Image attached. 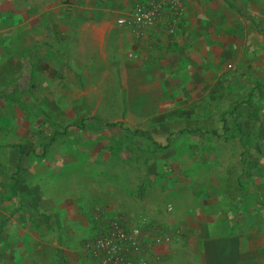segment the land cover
I'll return each mask as SVG.
<instances>
[{
	"label": "rangeland",
	"instance_id": "374dc122",
	"mask_svg": "<svg viewBox=\"0 0 264 264\" xmlns=\"http://www.w3.org/2000/svg\"><path fill=\"white\" fill-rule=\"evenodd\" d=\"M140 1L115 0L108 9L117 17ZM161 1V16L172 13L185 27L190 17L184 34L192 33L182 49L166 40L163 66L187 56L182 70L170 71L204 77L201 97L167 119L128 128L92 119L85 107L76 115L84 103L63 101L58 80L66 75L47 77L28 63L34 27L43 34L51 18L75 14V1L0 0V264L13 257L58 264L66 249L81 264H98L85 243L98 219L116 215L126 219L129 240L142 244L145 264L166 246L219 262L220 251L236 254L239 231L264 236V0H231L232 10L220 0H178V9ZM75 78L82 84L80 73ZM49 80L56 86L44 85ZM249 91L252 121L243 104L233 109ZM67 150L82 166L64 160ZM219 238L227 242L215 245Z\"/></svg>",
	"mask_w": 264,
	"mask_h": 264
},
{
	"label": "crops",
	"instance_id": "0c3cea01",
	"mask_svg": "<svg viewBox=\"0 0 264 264\" xmlns=\"http://www.w3.org/2000/svg\"><path fill=\"white\" fill-rule=\"evenodd\" d=\"M74 1L78 7L75 14H61L58 20H47L43 34H40L39 27H34V46L30 48L32 57L28 63L34 70L43 69L47 77L60 78L66 75L58 80L61 87L66 89L62 94L65 97L63 101L84 103V106L74 109L76 115L84 111L85 107L86 116L92 119L108 116L111 117L109 120L132 128L144 126L149 121L167 119L174 110L180 113L185 105L201 97L199 91L204 77H194L195 72L190 75V72L170 71L174 65L182 70V64L188 60L187 56L179 53L183 60L173 56L170 61L174 65L171 67H164L162 59L163 47L168 45L167 41L174 42L172 45L179 49L186 47V38L192 37L190 32L188 35L184 34L190 29V17L187 19L189 27L181 26L180 23L172 33L166 32L163 25H158L141 35L133 36L126 29L117 26L116 16L108 9L112 4L115 5V0ZM220 1L227 7L223 0ZM228 2L234 8L232 1ZM190 8L192 15L196 13L191 5ZM204 19L201 16L198 18L202 22ZM75 72L82 76V84L76 80ZM44 83L46 86H56L52 80ZM193 114L199 116L200 111L195 110ZM71 129L73 127L64 132L69 134ZM66 155L64 160L68 164L76 162L82 166L83 159L76 154L72 155L67 150ZM17 191L19 195L18 188ZM25 196L27 199L29 195ZM17 212L19 211L13 210L10 216H15ZM0 223L3 224L1 238L6 223L3 219ZM12 223L14 224V219L11 217L8 224ZM237 237L236 254L229 256L226 251H220L219 262L212 256L213 260L209 253H205L202 260L196 261L191 253L184 258L180 247L166 246L159 249L157 247L154 264H228L230 257L236 264H264V236L261 231L248 228L246 231H239ZM222 241L227 242L219 238L214 244ZM206 247L215 248L210 242H207ZM195 252L193 250L192 254ZM62 260L63 264H81L77 252L73 258L68 249ZM2 261L3 264L5 261L8 264H38V261L30 257H13ZM47 264L55 263L51 261Z\"/></svg>",
	"mask_w": 264,
	"mask_h": 264
},
{
	"label": "built area",
	"instance_id": "2783aa9c",
	"mask_svg": "<svg viewBox=\"0 0 264 264\" xmlns=\"http://www.w3.org/2000/svg\"><path fill=\"white\" fill-rule=\"evenodd\" d=\"M169 3H172L173 8H179L178 0H170ZM162 4L161 0L140 1L133 5L129 13L117 16L115 23L133 36L141 35L158 25H163L166 32L172 33L178 19L173 17L172 13L164 19L161 16ZM127 228L126 219L121 215H116L113 219L108 218L104 222L98 219L94 235L85 243L86 248L90 250L91 258L98 264H132L127 260V256L134 253L137 256L136 261L145 264L141 256L142 244L129 240Z\"/></svg>",
	"mask_w": 264,
	"mask_h": 264
},
{
	"label": "trees",
	"instance_id": "16d2710c",
	"mask_svg": "<svg viewBox=\"0 0 264 264\" xmlns=\"http://www.w3.org/2000/svg\"><path fill=\"white\" fill-rule=\"evenodd\" d=\"M225 3H226V5H227V7H229L230 9H233L232 8V5L230 4V2H228V0H223ZM251 91H249V92H246L242 97V100L237 104V106H235L233 109H236V107H239L240 105H244L245 106V108H246V110H245V114H246V116L248 117V119L250 120V121H252V119L251 118H253L254 116H255V114H256V111H255V109H254V106H253V104H251L250 103V95H251ZM235 116H239V112H237L236 114H235ZM106 125H112V123H106ZM221 127L223 128L224 126H223V124L221 125ZM184 131H186V132H193V131H196V129L195 130H193V129H184V128H182V129H180V130H178L177 132L178 133H184ZM19 199L21 200V202H24V201H26L27 199H26V196L25 195H23V194H20V192H19ZM20 206L18 207V208H16L15 210H14V212H16V211H19L20 210ZM2 223H0V236H1V234H2ZM58 264H63V260H62V258L59 256V258H58Z\"/></svg>",
	"mask_w": 264,
	"mask_h": 264
}]
</instances>
